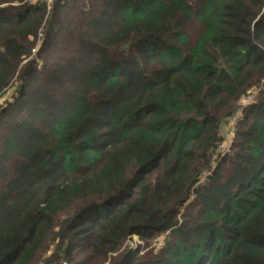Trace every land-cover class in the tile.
<instances>
[{"label":"trees","instance_id":"16d2710c","mask_svg":"<svg viewBox=\"0 0 264 264\" xmlns=\"http://www.w3.org/2000/svg\"><path fill=\"white\" fill-rule=\"evenodd\" d=\"M52 1L0 0V264H264V0Z\"/></svg>","mask_w":264,"mask_h":264},{"label":"rangeland","instance_id":"374dc122","mask_svg":"<svg viewBox=\"0 0 264 264\" xmlns=\"http://www.w3.org/2000/svg\"><path fill=\"white\" fill-rule=\"evenodd\" d=\"M64 1H67V0H64ZM39 2H41V0H39ZM47 4H48L49 12H50L51 8L54 6V2L52 0H50L47 2ZM80 5L84 6V3L80 4ZM73 20H74V22H76V20H77L76 16H74ZM53 31H50V33H52ZM44 36H46V35H44ZM79 36H80L79 30L75 31L73 29H60L58 31H55V36H54L55 39L51 42V44L56 43L57 46L55 47V49L51 55L48 53L49 48L47 47L46 38L41 37L39 39V42H38V40H37V42L35 41V43L33 45L34 48H32V50L29 53L26 60L31 61L28 59H32V60L36 61L40 56L42 58V60H40V62L44 63V61L47 58H52V57L57 55L58 57L53 59L54 60V66L53 67L57 68L58 66H63V68L65 69L66 68V66L64 65L65 63L77 59L78 51L75 49V47L77 45V41H78ZM62 46H63V49H62ZM36 48H37V51H36ZM19 80L20 79L18 78L17 81H19ZM12 90H13L12 95H14L15 88H13ZM239 113H240V110L237 111L235 117L237 115H239ZM229 122L230 123H228V125H230V126L233 125L234 124V118H231L229 120ZM234 140H235L234 132L232 130L228 131L227 134L225 135V145H223V147H220V149H219L220 150L219 156H221V153L224 154L230 149V146L234 142ZM215 165H216V163L213 165V167ZM203 178H204V175L202 176L201 180H203ZM70 214H71V212L65 211L61 214V216H56V218L59 220H62L63 219L62 217H67ZM167 233H169V232H167ZM167 233H164L162 236L155 238L154 240L151 241V243H146L141 238H139V236L137 234H133V235L129 236L128 239H126V241H124V243H122L119 246L117 251H115L113 253H109L107 256H105L103 258L102 257H99V258L96 257L93 254L92 250H89V249H88L89 252H87L84 249H73L71 251V254H70V259L68 256V260H63L62 262H65L64 264H108L111 260L115 261V260H117V258L121 257L123 255V252L128 250L129 246L133 249L137 248V253L140 256H146L147 254L153 253L154 251L161 250L162 246L164 245V242L166 244L167 240L169 238H174L173 236H171ZM58 237H55V238H58ZM64 241L68 242L69 240H68V238H64ZM47 243H48V241L43 243L42 247L43 248L46 247ZM52 243L49 246V249L47 251V255L50 253V250H53V248H54L52 246Z\"/></svg>","mask_w":264,"mask_h":264},{"label":"built area","instance_id":"2783aa9c","mask_svg":"<svg viewBox=\"0 0 264 264\" xmlns=\"http://www.w3.org/2000/svg\"><path fill=\"white\" fill-rule=\"evenodd\" d=\"M41 1H43V0H41ZM44 1L48 2V1H50V0H44Z\"/></svg>","mask_w":264,"mask_h":264}]
</instances>
